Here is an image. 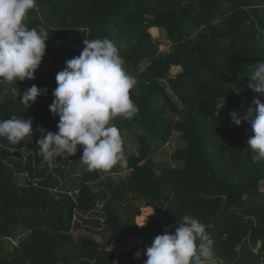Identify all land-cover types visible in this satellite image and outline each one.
Returning <instances> with one entry per match:
<instances>
[{
  "label": "trees",
  "instance_id": "obj_1",
  "mask_svg": "<svg viewBox=\"0 0 264 264\" xmlns=\"http://www.w3.org/2000/svg\"><path fill=\"white\" fill-rule=\"evenodd\" d=\"M26 24L50 37L35 79L0 82V119L33 121L15 150L0 138V264H144L154 237L185 214L207 226L218 264H264V160L248 148L250 124L230 118L254 98L264 103L248 88L264 59V0H36ZM94 38L112 40L138 81V113L114 124L138 141L135 153L123 142V176L86 170L79 146L49 168L37 145L40 129L58 130L49 111L56 74ZM33 84L47 92L26 108L11 88ZM174 133V164L156 160ZM127 240L136 244L116 250Z\"/></svg>",
  "mask_w": 264,
  "mask_h": 264
},
{
  "label": "clouds",
  "instance_id": "obj_2",
  "mask_svg": "<svg viewBox=\"0 0 264 264\" xmlns=\"http://www.w3.org/2000/svg\"><path fill=\"white\" fill-rule=\"evenodd\" d=\"M36 0H0V82L9 85L35 79L34 73L42 63L49 31L45 27L29 28L27 14L35 8ZM78 56L65 61V68L56 74L57 87L49 111L59 117L57 131L40 129L37 141L39 154L49 168L57 157L63 159L82 149L80 162L86 170L108 171L117 164L127 163L123 139L117 126L110 123L116 117L132 119L139 109L130 97L137 78L124 69L120 49L108 38L85 39ZM122 47V46H121ZM248 88L264 96V59L255 65ZM19 103L28 107L47 89L32 85L23 93L11 88ZM4 97L0 95V103ZM222 106V105H221ZM235 126L242 121L251 126L253 135L247 145L254 160H264V103L254 98L243 115L230 113ZM32 119H0V138L9 145L30 141ZM145 220L141 224L143 227ZM174 232L164 231L154 237L145 251L144 264H215V242L206 225L185 214ZM139 257L140 253L135 254Z\"/></svg>",
  "mask_w": 264,
  "mask_h": 264
},
{
  "label": "rangeland",
  "instance_id": "obj_3",
  "mask_svg": "<svg viewBox=\"0 0 264 264\" xmlns=\"http://www.w3.org/2000/svg\"><path fill=\"white\" fill-rule=\"evenodd\" d=\"M150 33L153 37V39L155 41H157L159 44H160V49L163 51V52H166L169 48V42L168 40L166 39V34L165 32H163V30L159 29V28H151L150 29ZM146 62H143L140 66V68H143L146 66ZM177 70V68H172V71L175 72ZM123 121L124 118L122 117H118V121ZM245 122V121H243ZM110 123L112 124H115L116 123V120L113 119ZM121 136H122V139H123V142H124V145L127 149V152L128 153H135L136 150L138 149V141L135 137H132L131 135H129V132L126 130V129H122L121 130ZM181 145L180 143V137H179V134L178 133H174L172 138L166 143L164 144L163 147L160 148V151H158L155 155V159L158 160V161H164L168 164H171L173 165L174 164V161L171 159L170 155L172 153V151L174 149H176L177 147H179ZM121 176L123 175H126L128 170L126 169L125 165L123 166H120V168L118 170H115L114 168H112L111 170H108V171H102V170H99L100 174L102 176L104 175H112L113 173H117ZM22 180V179H21ZM260 186L262 189H264V182H261L260 183ZM115 244H111V246H114ZM110 246V245H109ZM215 264H218V262H215Z\"/></svg>",
  "mask_w": 264,
  "mask_h": 264
},
{
  "label": "built area",
  "instance_id": "obj_4",
  "mask_svg": "<svg viewBox=\"0 0 264 264\" xmlns=\"http://www.w3.org/2000/svg\"><path fill=\"white\" fill-rule=\"evenodd\" d=\"M134 244H136V242L135 241H133V240H127V242L125 243V244H123V245H121V246H117V248H116V250H126V251H129L133 246H134ZM137 244H141V242L139 241V242H137Z\"/></svg>",
  "mask_w": 264,
  "mask_h": 264
}]
</instances>
